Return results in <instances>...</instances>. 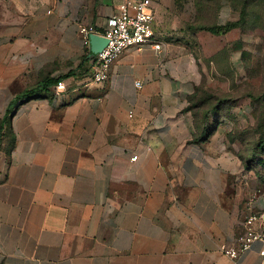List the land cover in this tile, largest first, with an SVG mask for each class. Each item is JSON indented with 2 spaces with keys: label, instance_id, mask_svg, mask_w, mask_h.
<instances>
[{
  "label": "crops",
  "instance_id": "0c3cea01",
  "mask_svg": "<svg viewBox=\"0 0 264 264\" xmlns=\"http://www.w3.org/2000/svg\"><path fill=\"white\" fill-rule=\"evenodd\" d=\"M119 1L0 0V264H259L257 241L223 252L264 182L197 102L191 0H151L162 49L88 82L79 26L103 32Z\"/></svg>",
  "mask_w": 264,
  "mask_h": 264
},
{
  "label": "rangeland",
  "instance_id": "374dc122",
  "mask_svg": "<svg viewBox=\"0 0 264 264\" xmlns=\"http://www.w3.org/2000/svg\"><path fill=\"white\" fill-rule=\"evenodd\" d=\"M191 2L192 26L239 21L221 33L187 28L189 49L203 72L200 85L216 92V101L202 102L223 103L225 134L238 141L241 160L264 182V0Z\"/></svg>",
  "mask_w": 264,
  "mask_h": 264
},
{
  "label": "built area",
  "instance_id": "2783aa9c",
  "mask_svg": "<svg viewBox=\"0 0 264 264\" xmlns=\"http://www.w3.org/2000/svg\"><path fill=\"white\" fill-rule=\"evenodd\" d=\"M154 13L151 0H120L115 7V12L110 15L107 27L100 35L107 38V43L94 55H90L88 63L90 72L88 82L101 83L109 76L110 65L128 47L148 45L155 50L162 49V42L155 37L153 26ZM79 32L83 42L89 45L88 34L93 32L91 26L80 25ZM139 85V81H135ZM67 87L64 79H59L52 92L60 95ZM137 155H132L135 160ZM244 232L223 247V252L235 258L241 251L257 241L259 243V264H264V209L249 212L244 219Z\"/></svg>",
  "mask_w": 264,
  "mask_h": 264
},
{
  "label": "trees",
  "instance_id": "16d2710c",
  "mask_svg": "<svg viewBox=\"0 0 264 264\" xmlns=\"http://www.w3.org/2000/svg\"><path fill=\"white\" fill-rule=\"evenodd\" d=\"M243 11L244 10L242 9L241 13H240L241 15L243 14ZM238 22L239 21H227L223 25L209 24V25H198V26H192L191 24H187V28L188 29L192 28V29L209 30L210 32H213V33H221V32L227 31L228 29H230L231 27L236 25ZM89 57H88V59H89ZM62 78L63 77H61V76L56 77L54 79V84L59 79H62ZM50 84H51L50 80L49 81L47 80L42 85L46 86V85H50ZM33 91H34V88H31V89L25 91L24 93L18 95L17 98L30 96ZM213 94H216V92H214L212 89L208 90V91H200V93H199V99H198L197 102H199L201 108L203 109L202 113H204V115H206L209 111H215V110L223 109L224 105H223V103L221 101L216 102V104H205V102L209 101V99L211 100V98H212V101H216L217 100L216 97H213ZM213 98H215V100H213ZM202 101H205V102H202ZM258 145L260 146L261 149H263L261 144H258ZM243 164H244L245 167L249 166V165H247V162H245V161H244ZM263 164H264V162H263Z\"/></svg>",
  "mask_w": 264,
  "mask_h": 264
},
{
  "label": "water",
  "instance_id": "95a60500",
  "mask_svg": "<svg viewBox=\"0 0 264 264\" xmlns=\"http://www.w3.org/2000/svg\"><path fill=\"white\" fill-rule=\"evenodd\" d=\"M88 38H89V47L92 52L91 55H94L97 52H99L103 48V46L107 43V38H105L104 36L98 33L90 32L88 34Z\"/></svg>",
  "mask_w": 264,
  "mask_h": 264
}]
</instances>
